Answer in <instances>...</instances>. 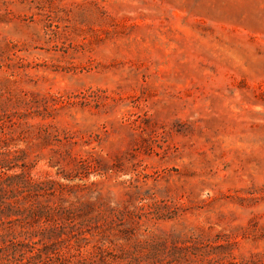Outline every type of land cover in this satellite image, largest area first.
<instances>
[{
	"label": "rangeland",
	"instance_id": "obj_1",
	"mask_svg": "<svg viewBox=\"0 0 264 264\" xmlns=\"http://www.w3.org/2000/svg\"><path fill=\"white\" fill-rule=\"evenodd\" d=\"M0 264H264V0H0Z\"/></svg>",
	"mask_w": 264,
	"mask_h": 264
}]
</instances>
